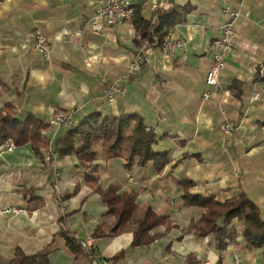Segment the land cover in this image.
Here are the masks:
<instances>
[{
  "label": "crops",
  "instance_id": "1",
  "mask_svg": "<svg viewBox=\"0 0 264 264\" xmlns=\"http://www.w3.org/2000/svg\"><path fill=\"white\" fill-rule=\"evenodd\" d=\"M101 1L0 0V110L11 105L20 120L32 114L47 122L55 113L69 111L74 122L94 112L102 117L140 114L156 133L154 150L167 151L170 161L160 171L152 161L126 168L120 158H105L97 144L99 182L134 191L139 208L149 205L174 226L157 227L161 234L155 241L133 248L131 232L93 237L94 228L113 216L85 184L89 168L77 167L73 154L56 156L60 179L54 188L43 148L35 153L26 143L0 152V259H10L20 248L25 254L47 250L49 264H91L85 255L67 249L60 235L67 229L78 240L91 239L94 258L111 261L124 250L115 264H181L190 254L200 264H231L233 253L244 264H264L262 249L250 248L242 239L238 220L231 222L238 235L222 252L209 237L184 233L201 212L181 198L182 180L193 182L189 191L220 200L242 191L264 219V131L257 127L264 121V0L246 3L219 75L222 91L206 100L201 93L212 58L209 43L225 18L223 6L236 0H131L145 18L156 7L191 6L167 32L186 43L167 56L159 47L142 48L143 66L114 101L105 98L107 82L125 72L145 41L136 46L131 21L105 25L99 33L84 25L82 18L93 16ZM34 28L52 43L47 59L32 48L28 34ZM234 80L243 83L239 97L231 89ZM253 91L259 92L258 100L250 99ZM224 116L233 123L229 134L220 130ZM67 128L49 125L43 133L53 141ZM29 191L42 204L30 201ZM10 206L23 207L25 213L4 212Z\"/></svg>",
  "mask_w": 264,
  "mask_h": 264
},
{
  "label": "trees",
  "instance_id": "2",
  "mask_svg": "<svg viewBox=\"0 0 264 264\" xmlns=\"http://www.w3.org/2000/svg\"><path fill=\"white\" fill-rule=\"evenodd\" d=\"M191 6H171L168 9L156 7L149 18L140 15L139 8L133 6L131 22L136 31L135 43L142 48L160 47L163 37L176 23L184 20ZM145 54L142 52L144 64ZM135 75L131 76L129 81ZM243 83L234 80L231 89L236 96L241 94ZM49 123L28 114L20 120L16 116L13 106L6 105L0 110V145L11 139L15 146L30 143L35 153L40 154L42 148L51 143L43 131ZM63 135L56 137L52 143L56 155L65 156L73 154L76 166L89 168L84 174L85 184L97 192L102 201L107 205V213L113 216L111 222H101L93 230V237L106 234L117 235L122 232H131L130 247L148 245L155 241L161 233L155 229L161 225L169 230L174 225L166 215L155 212L149 205L139 208L136 203V193L132 190L120 191L117 183H110L103 187L99 182L96 165L98 152L95 149L100 144L101 153L105 158H120L126 168L133 164L145 166L152 161L157 170H161L169 161L167 151H155L154 144L157 136L152 127H147L143 118L138 113L119 114L113 117H102L94 112L77 122L72 121ZM193 186L191 180H182L181 198L183 202L201 210L198 219L192 218L183 229L184 233H192L202 237H209L216 251L222 252L237 235V228L231 225L233 220L242 224L241 237L250 248H261L264 259V219L260 214L258 205L246 193L240 191L223 200L213 194H200L189 191ZM30 201L37 200V196L29 191ZM67 249L74 256L85 255L92 260L94 250L85 249L78 238L70 231L61 230ZM125 255L124 250L118 251L112 259L115 260ZM0 264H49L48 251L25 254L22 249L16 248L13 256L5 261L0 259ZM181 264H200L193 255H187Z\"/></svg>",
  "mask_w": 264,
  "mask_h": 264
},
{
  "label": "built area",
  "instance_id": "3",
  "mask_svg": "<svg viewBox=\"0 0 264 264\" xmlns=\"http://www.w3.org/2000/svg\"><path fill=\"white\" fill-rule=\"evenodd\" d=\"M249 0H236L234 4H226L222 8V12L225 16L223 22L220 25L219 33L209 43V50L212 54L209 68L205 75L206 88L202 91L201 97L203 100L208 99L212 93L222 91L219 82V75L225 67L226 57L230 54L233 46V37L236 32V23L239 17L242 15L246 3ZM133 12V4L131 0H102L97 6L95 13L91 17L82 18V23L88 26L94 33L102 31L105 25H114L131 21ZM103 21V22H102ZM73 35V33H68ZM32 39V48L43 58L47 59L50 56L52 43L50 39L39 29L34 28L28 34ZM146 42V41H145ZM186 41L182 39H174L169 34L163 37L160 45V50L164 56L170 55L175 50L181 49L185 45ZM142 47L138 48L134 53L132 59L129 61L125 72L117 79L107 82L104 94L107 101H114L117 97L121 96L125 85L128 83L131 76L136 75L139 71V65L142 62ZM260 97L258 91H253L250 99L252 101L258 100ZM223 115L225 114L222 112ZM73 112L67 113H55L53 117L48 121L49 125H63L69 126L73 121ZM48 125V126H49ZM259 130L264 131V121L257 123ZM233 129V123L224 116L220 124V130L224 134H229ZM15 148L11 139H8L0 145V152L12 151ZM42 161L50 171V176L53 181V187H57V183L60 179V172L56 162V152L51 141L48 147H45L41 151ZM4 212L15 214L25 213V208L20 206H10L4 209ZM81 245L85 249H89L91 246V239L79 240ZM91 264H111L108 260H100L92 258ZM203 264H209L205 262ZM231 264H244L241 261L240 256L237 253H233Z\"/></svg>",
  "mask_w": 264,
  "mask_h": 264
},
{
  "label": "rangeland",
  "instance_id": "4",
  "mask_svg": "<svg viewBox=\"0 0 264 264\" xmlns=\"http://www.w3.org/2000/svg\"><path fill=\"white\" fill-rule=\"evenodd\" d=\"M200 212H201V210H200ZM202 213V212H201ZM201 213H200V215H201ZM200 215L196 218V219H198L199 217H200ZM105 222H107V221H105ZM108 223V222H107Z\"/></svg>",
  "mask_w": 264,
  "mask_h": 264
}]
</instances>
